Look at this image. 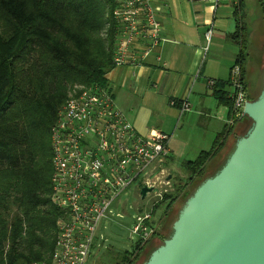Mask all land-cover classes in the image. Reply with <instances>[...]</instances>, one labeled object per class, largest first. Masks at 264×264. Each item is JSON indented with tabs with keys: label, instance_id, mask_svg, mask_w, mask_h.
<instances>
[{
	"label": "trees",
	"instance_id": "16d2710c",
	"mask_svg": "<svg viewBox=\"0 0 264 264\" xmlns=\"http://www.w3.org/2000/svg\"><path fill=\"white\" fill-rule=\"evenodd\" d=\"M258 1L264 18V0ZM237 4L241 13L242 0ZM113 8L114 0H0V264L41 262L53 249L60 211L50 201L49 130L72 85L108 88L116 38ZM236 10V29L229 36L241 47L236 61L243 81L248 33ZM226 85L229 81L215 82L214 93L231 107ZM220 149L221 144L186 162L187 176L158 203L170 208ZM142 247L124 251L115 264H132Z\"/></svg>",
	"mask_w": 264,
	"mask_h": 264
},
{
	"label": "built area",
	"instance_id": "2783aa9c",
	"mask_svg": "<svg viewBox=\"0 0 264 264\" xmlns=\"http://www.w3.org/2000/svg\"><path fill=\"white\" fill-rule=\"evenodd\" d=\"M188 1L215 7L224 0ZM112 18L116 25L114 67L126 63L128 56L139 62L161 39L152 0H114ZM210 36L211 27L205 32V49ZM139 40L145 43L134 51L138 47L132 46ZM229 86L232 122L243 116L247 99L239 63L230 69ZM180 109L188 110L189 103L181 101ZM49 131L50 201L60 216L48 259L33 264H86L101 221L112 219V207L130 187L138 212L132 216L129 232L137 238L136 246H141L155 232V203L147 208L144 199L153 195L160 202L169 189V180L163 177L168 136L157 130L138 134L110 90L97 84L77 85L64 99ZM142 185L152 187L144 199L139 196ZM114 215L121 216L119 211Z\"/></svg>",
	"mask_w": 264,
	"mask_h": 264
},
{
	"label": "crops",
	"instance_id": "0c3cea01",
	"mask_svg": "<svg viewBox=\"0 0 264 264\" xmlns=\"http://www.w3.org/2000/svg\"><path fill=\"white\" fill-rule=\"evenodd\" d=\"M237 6V0H224L215 7L202 1L152 0L160 41L139 62L128 56L126 63L106 74L116 105L136 132L144 136L157 130L168 136L165 168L172 184L187 176L185 163L200 152L221 144L212 160L229 153L243 128L242 117L230 122L231 107L218 99L213 87L215 82L229 81L230 69L238 63L241 47L229 36L236 29L235 10L241 8ZM210 27L205 49V32ZM144 43L139 40L133 50ZM247 58L248 48L242 76L250 99L261 89L264 56L254 82ZM224 89L230 96L231 87ZM183 100L189 103L188 110L181 111Z\"/></svg>",
	"mask_w": 264,
	"mask_h": 264
},
{
	"label": "water",
	"instance_id": "95a60500",
	"mask_svg": "<svg viewBox=\"0 0 264 264\" xmlns=\"http://www.w3.org/2000/svg\"><path fill=\"white\" fill-rule=\"evenodd\" d=\"M242 114L249 127L184 200L169 235L142 264H264V77ZM151 191L142 185L140 199Z\"/></svg>",
	"mask_w": 264,
	"mask_h": 264
},
{
	"label": "rangeland",
	"instance_id": "374dc122",
	"mask_svg": "<svg viewBox=\"0 0 264 264\" xmlns=\"http://www.w3.org/2000/svg\"><path fill=\"white\" fill-rule=\"evenodd\" d=\"M239 15L243 17V21L246 25V31L249 35L248 58L246 63L249 68L251 79L254 82L255 80H258L259 73L261 72L258 70V66L264 56V18L262 16L259 1L242 0V11ZM77 85L79 84H74L69 88L67 96ZM257 94L253 92L252 97H255ZM250 122V119H245L243 121V128L248 127ZM243 128L241 133L245 129ZM223 158L224 154H221L218 158L209 162V164L206 165V171H204L203 175L193 179L192 182H189L167 210L163 207V204L160 205L158 203L159 201L155 202L156 197L153 195H151L148 199H144L143 205L147 208H149L150 203H155L153 211V226L155 227L156 233L154 236L151 235L141 245L143 247L132 264H142L147 259L149 253L161 244L162 240L169 235L171 224L175 219L179 208L186 199L187 194L192 192L205 176L216 171V168H218V165L221 163ZM168 175L169 170L165 168L163 177L167 178ZM177 182L178 181L176 180L174 184H172V181L169 180V186H167V189L168 187L169 189L167 193L174 189ZM136 200L133 187H130L129 190H126V192L119 197L117 205L112 207V219H104L100 223L94 242L95 246L92 248L86 264H115L116 260L120 261L119 256L124 251H130L136 246L138 243L137 238L135 236L131 237L129 232L132 223V216L138 212L135 206ZM148 200L150 202H148ZM116 211H119L121 216H115L114 214ZM107 249L114 250L115 254H110ZM116 254L117 256L115 258ZM118 264L121 263L119 262Z\"/></svg>",
	"mask_w": 264,
	"mask_h": 264
}]
</instances>
